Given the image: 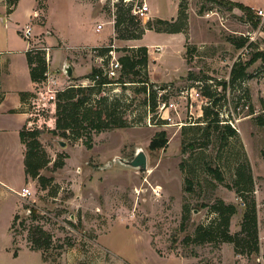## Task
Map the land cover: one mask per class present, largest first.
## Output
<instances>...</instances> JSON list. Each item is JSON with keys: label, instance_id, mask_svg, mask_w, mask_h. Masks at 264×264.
<instances>
[{"label": "rangeland", "instance_id": "1", "mask_svg": "<svg viewBox=\"0 0 264 264\" xmlns=\"http://www.w3.org/2000/svg\"><path fill=\"white\" fill-rule=\"evenodd\" d=\"M6 1L0 0L1 50L39 51L50 29L81 46L66 57L71 77L78 80L65 79L49 49L47 78L38 89L56 92L69 85H87L81 78L92 67H102L104 59L88 44L111 46L110 61L147 45L151 47L145 72L154 86V108L147 105L146 92L152 89L145 87L143 92L140 84L129 82L131 76L123 77L124 84L116 82L119 67L109 78L112 85L98 92L106 104L117 100L116 116L125 127L92 133L86 142L84 137L74 140L71 131L66 137L52 134L48 130L54 121L45 119L38 141L47 165L40 175L52 180L41 190L37 180L26 178L24 187L31 196L24 200L12 195L19 193V177L17 190L11 194L6 189L0 197V264H264V64L246 66L244 78L230 82L234 64L239 68L254 52H264V0H225L251 8L250 21L237 8L216 0H144L150 14L139 26L151 22L160 27L155 19L175 21L181 4L185 18L178 24L183 32L144 31L137 41L119 39L136 32L137 24L116 31L114 23L127 7L132 15L143 0H18L10 11ZM256 20L253 27L251 21ZM101 23L102 31L95 33L94 25ZM26 25L31 29L29 39L22 32ZM230 38L243 41V47L236 48ZM161 46L163 51H157ZM13 54V60L25 58ZM105 66L103 70L109 69V64ZM26 78L19 84L25 86ZM203 86L210 98L203 95ZM191 88L200 97L190 99ZM38 89L29 92L33 98ZM206 106L211 109L205 119ZM50 110L54 113V104ZM215 116L217 127L207 129ZM226 125L235 136H228ZM161 131L166 133V147L150 151V140ZM138 150L146 156L145 170L113 162L130 161ZM54 163L60 167L54 169ZM240 166L247 167L253 181L252 192L245 197L254 200L258 229L259 252L249 257L235 255L229 243L193 242L196 227L216 217L210 207L218 201L235 206L229 233L239 231L245 206L234 183ZM16 176L13 172L12 178ZM34 227L50 237L44 252L30 249Z\"/></svg>", "mask_w": 264, "mask_h": 264}, {"label": "trees", "instance_id": "2", "mask_svg": "<svg viewBox=\"0 0 264 264\" xmlns=\"http://www.w3.org/2000/svg\"><path fill=\"white\" fill-rule=\"evenodd\" d=\"M18 0H7L8 11L13 7ZM219 4H227L230 8H237L243 15L250 21L253 10L248 6H245L238 2H231L225 0H216ZM122 6L124 4H121ZM125 15L118 14L115 17L114 28L117 31L118 28L125 24H139L141 23L139 19L131 15V7H127L125 10ZM183 18L184 14L182 10V5H179L178 16L175 21L171 19L170 21H163L160 19H155V24L160 27H153L151 22H147L145 27L138 28L136 32L128 33L125 38L121 36L119 39L124 40H139L144 35V31H155L158 33L175 34L183 32V27L179 26V21ZM149 21V20H148ZM253 27H257L258 20L252 22ZM229 41L236 45V48H241L244 45L243 41L235 43L234 38H230ZM93 50L96 51L97 56L104 58L102 60V67H92L89 73L83 76V80L87 81V85H69L63 90L56 91L53 96V100H50V104H54V113H45L42 116H34L26 120L24 126L19 132V138L21 143L24 145V173L26 178L32 180H37L41 190L47 188L48 183L52 178H45L40 175V171L46 167L47 161L44 158L43 152L40 149V143L38 141V136L41 134V129L44 125H47L45 119H48L50 123L51 120L54 121V126L51 130H48L52 134L66 137L67 131H71V137L75 139H80L84 137L86 142L91 140L92 133H100L104 130H109L113 128H123L125 127V121L121 120L120 117L116 116L115 108L117 107V100L105 103V97L99 98V90L104 89L112 85V81L107 78L104 73V68L109 64L110 55L109 52L113 51L111 46L95 47ZM25 58L29 70V78L32 83L39 85L46 81L47 78V65L44 58V52L39 50L33 52L27 50L25 52ZM119 64L120 76L117 79L119 83L124 84L122 80L123 77L131 76V83H138L141 85V89L145 92V87L152 89L154 86L150 82L145 69L147 66V48L145 46H140L136 49L131 48L129 54L120 56L116 59ZM260 61L264 64V52L257 51L252 54L251 59L244 65L238 68L237 63L233 65L230 70V82L242 80L245 76V67ZM105 66V67H104ZM72 78V77H71ZM70 78V79H71ZM137 79V80H134ZM78 80V79H71ZM118 83V84H119ZM202 92L204 96L210 98L211 93L208 91V87L203 86ZM147 94V105L154 108V91L153 89ZM2 95L0 94V102L2 100ZM21 106L27 102V100L33 95L29 92H21L18 94ZM98 95V96H97ZM215 105L216 102H211ZM211 106H206L203 108V116L206 119L209 115V110ZM20 111H23L20 108ZM53 113V118L48 117ZM212 118L207 123V129L211 126L214 128L218 125V120ZM27 122H32L33 125L28 126ZM49 127V126H47ZM228 136H235V131L229 126H225ZM167 139L166 133L164 131L158 132L150 140L148 149L150 151H159L166 147ZM90 147L89 144H87ZM60 167V165L54 163V169ZM247 167H238L235 171V183L236 193L239 195L242 203L245 206L244 212L242 214V220L240 223V229L235 234L229 233V223L232 215L236 213V208L230 204H224L222 201H218L216 204L210 207L211 212L216 215V217L206 225H199L196 227L193 242L198 244L210 243V242H221L229 243L233 245L234 254L237 256H253L257 255L259 252L258 243V229L256 221V211L255 203L252 197L247 201L245 193L252 192L253 181L250 172ZM215 173V171H212ZM215 177L219 179V175L215 174ZM244 185V186H240ZM31 216L35 215V211L29 210ZM17 217V216H15ZM14 217V219H15ZM29 241L31 243L30 249L32 251H42L44 252L51 245L50 237L43 230L34 227L30 230ZM16 258V255H12ZM44 258V257H43ZM47 261L45 258L42 260Z\"/></svg>", "mask_w": 264, "mask_h": 264}, {"label": "crops", "instance_id": "3", "mask_svg": "<svg viewBox=\"0 0 264 264\" xmlns=\"http://www.w3.org/2000/svg\"><path fill=\"white\" fill-rule=\"evenodd\" d=\"M44 28L45 26L41 27L40 30H38V34L41 32V29ZM94 28L92 29L93 31ZM44 41L46 43L45 46L49 47L51 50L53 59L52 62L58 64L60 68L65 62L69 64L68 60L66 59L67 52L77 47H81L71 45L70 43L72 42L67 40V36L64 37L53 29H50L49 34L44 37ZM102 44L103 43H95L92 45L88 44L86 46L94 48ZM145 47L149 49L151 46L145 45ZM27 50L28 49L13 51L0 49V88L3 94L2 100L0 102V197L4 195V191H6V189L11 194L13 193V190H17L18 185L15 184V179L19 177L21 179V184L18 188L19 191L21 188H24L26 183L23 164L25 148L20 141L19 132L24 126L27 116L23 111H20L21 104L18 94L21 92H32L35 90V88H37L38 85L32 83L30 78L29 82L26 80L25 86L19 84L21 78L24 79L27 76L29 77L26 58H22L23 60L17 61L13 60L11 56L14 55L13 52L17 53L18 55H23ZM161 51H163V47L161 48ZM56 73L58 74L59 72L57 71ZM85 74H87V72L81 73L80 75L82 76ZM150 82L152 83L151 80ZM13 172H17V176L14 178H12ZM12 195L18 197L17 194ZM1 208L2 205H0V209Z\"/></svg>", "mask_w": 264, "mask_h": 264}, {"label": "built area", "instance_id": "4", "mask_svg": "<svg viewBox=\"0 0 264 264\" xmlns=\"http://www.w3.org/2000/svg\"><path fill=\"white\" fill-rule=\"evenodd\" d=\"M124 3H128V0H124ZM148 13H149V8H148V5L144 1H142L139 5L134 6V8L132 9V15L139 20L145 19V17L147 16ZM257 14L262 15V11L259 10L257 12ZM37 16L38 15L35 13L33 18H36ZM103 25H104L103 23L96 25L94 28V31L96 33H99L100 31H102ZM22 32H23V36L25 39H29L31 37V29L28 25H26L22 29ZM160 49L161 48L156 47L157 51ZM41 51L44 52L46 62H49V48L44 46L41 48ZM112 52L113 51L109 52V55L111 58L113 57ZM118 68H119V64H118L117 60L116 59L111 60L109 62V69L104 70V73L107 75V78L109 79L115 75V71ZM51 83L55 84V81L51 80ZM82 85H84V84L82 83ZM36 89H38V88H36ZM54 93H55V91H53V90L38 89V92L35 94L36 98L30 97L29 101L27 100V102L21 106V109L26 114L27 119L34 117V116H42L45 113H51L50 100H53ZM187 95L190 99H195L197 97H200V93L197 90L192 89V88L188 91ZM163 107H164V105H163ZM27 125L31 126V125H33V123L27 122ZM17 196L19 198L25 200L31 196V193H30L28 187H24V188H21L19 193H17Z\"/></svg>", "mask_w": 264, "mask_h": 264}, {"label": "water", "instance_id": "5", "mask_svg": "<svg viewBox=\"0 0 264 264\" xmlns=\"http://www.w3.org/2000/svg\"><path fill=\"white\" fill-rule=\"evenodd\" d=\"M61 72L65 75L67 79H70L73 74V69L69 64L65 62L61 67ZM163 90L164 88L160 87L159 91ZM60 146H64L63 142H60ZM113 162H117L118 164L125 165L131 168L145 170L147 159L144 152L142 150H138L130 161L118 159L114 160Z\"/></svg>", "mask_w": 264, "mask_h": 264}]
</instances>
